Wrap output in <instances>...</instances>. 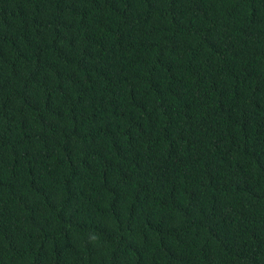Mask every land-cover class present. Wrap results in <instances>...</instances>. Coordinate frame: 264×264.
I'll return each instance as SVG.
<instances>
[{"label":"trees","instance_id":"1","mask_svg":"<svg viewBox=\"0 0 264 264\" xmlns=\"http://www.w3.org/2000/svg\"><path fill=\"white\" fill-rule=\"evenodd\" d=\"M0 264H264V0H0Z\"/></svg>","mask_w":264,"mask_h":264}]
</instances>
